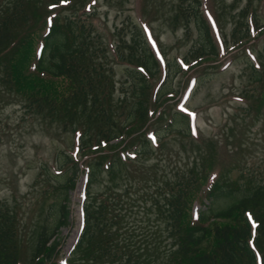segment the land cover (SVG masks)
Wrapping results in <instances>:
<instances>
[{"label":"trees","instance_id":"obj_1","mask_svg":"<svg viewBox=\"0 0 264 264\" xmlns=\"http://www.w3.org/2000/svg\"><path fill=\"white\" fill-rule=\"evenodd\" d=\"M88 1L0 0V105L7 96L19 99L30 118L71 129L77 151L87 156L80 165L61 154L59 179L37 177L35 187L46 185L43 195L51 202L34 225L27 264H58L61 231L71 228L70 195L83 174V229L66 264H264V173L243 159L215 164L219 143L195 139L190 118L177 112L167 134L156 132L154 144L156 151L165 148L174 132L182 150L156 155L162 162L173 159L156 181L148 164L156 148L147 138L154 112L149 91L158 76L172 80L182 67L159 53L161 63L135 24L120 29L108 50L95 31V15L81 12ZM173 20L197 36L184 67L216 56L200 0H178ZM113 60L129 81L119 93ZM263 75L253 70L249 78L262 93L256 111L248 107L246 114L264 123ZM171 95L167 85L152 101L159 111L155 124L163 122ZM236 164L241 167L234 179ZM103 176L108 181L97 191ZM120 181L125 185L119 189ZM2 203L0 264H23V215L17 205Z\"/></svg>","mask_w":264,"mask_h":264},{"label":"rangeland","instance_id":"obj_2","mask_svg":"<svg viewBox=\"0 0 264 264\" xmlns=\"http://www.w3.org/2000/svg\"><path fill=\"white\" fill-rule=\"evenodd\" d=\"M200 1L201 14L210 27L217 54L192 62L189 69L184 67L182 61L194 49L197 36L193 28L186 32L182 23L173 20L178 0H89L84 3L81 12L91 10L95 15V31L108 50L118 42L114 35L120 29L124 27L129 31V25L135 24L142 30L157 57L160 58V53L165 55L166 61L182 67V72L172 80L165 74L164 77L158 76L149 91L150 109L154 112L148 116V128L151 130L147 138L151 140L153 148L156 147V132L167 134L168 126L174 123L173 115L181 112L190 118L195 139L201 136L219 143L218 151L213 156L215 164L230 166L236 160L242 164L243 159L247 167L264 173V123L253 114H246L248 107L256 111L262 93L261 85H252L249 78L253 70L264 74V0ZM114 63L112 73L115 76V89L119 93L125 82L128 84L129 81L125 79L124 67L117 61ZM167 85L172 89V95L165 105L168 110L163 122L155 124L159 111H155L152 101ZM172 133L167 135L169 142L165 151H162L165 148L156 151V147L154 153L149 152L151 162L148 164L156 181L161 168H171L173 162V159L159 161L156 155L182 150ZM224 134L229 139L222 138ZM236 150L239 156L234 158L233 152ZM65 153L80 165L87 159L77 151V137L71 129L64 132L59 127L58 131L42 119L30 118L19 99L6 97V101L0 105V201L17 205L23 215L26 224L23 264H27L30 257L33 229L41 218V208L51 202V195H43L47 190L46 185L38 188L34 183L41 176L40 173L44 174L45 180L47 176L59 179L62 174L59 159ZM96 154L88 158H94ZM241 164H236L232 178L239 175ZM212 180L213 177L208 185ZM106 181L108 178L103 176L94 189L101 191ZM85 183L86 177L82 175L70 195L71 228L66 227L61 231L64 245L60 258L56 260L58 264H63L65 258L69 257L81 232ZM124 185L120 181L118 188ZM198 210L196 207L195 213Z\"/></svg>","mask_w":264,"mask_h":264}]
</instances>
